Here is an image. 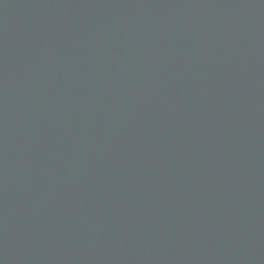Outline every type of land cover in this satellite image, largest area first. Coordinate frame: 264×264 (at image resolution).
Returning a JSON list of instances; mask_svg holds the SVG:
<instances>
[{
  "label": "water",
  "instance_id": "95a60500",
  "mask_svg": "<svg viewBox=\"0 0 264 264\" xmlns=\"http://www.w3.org/2000/svg\"><path fill=\"white\" fill-rule=\"evenodd\" d=\"M0 264H264V0H0Z\"/></svg>",
  "mask_w": 264,
  "mask_h": 264
}]
</instances>
